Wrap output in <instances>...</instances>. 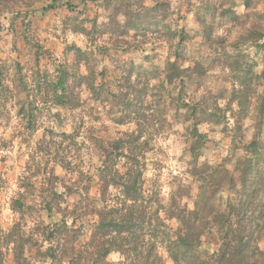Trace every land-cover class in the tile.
<instances>
[{
    "label": "rangeland",
    "instance_id": "obj_1",
    "mask_svg": "<svg viewBox=\"0 0 264 264\" xmlns=\"http://www.w3.org/2000/svg\"><path fill=\"white\" fill-rule=\"evenodd\" d=\"M251 1L0 0L4 264H16L20 254L19 264L50 263L44 252L56 243L42 227L60 215L43 207L65 184L76 245L89 239L97 217L85 203L99 195L97 169L108 156L121 171L119 153L140 158L145 196L172 238L178 222L171 200L185 209L197 201L203 212L205 196L213 193L215 206L231 196L230 184L217 183L223 176L240 187L244 146L254 139L264 145L257 47L264 0ZM58 79H65L62 103L55 99ZM199 119L207 139L194 158L191 131ZM119 138L128 142L115 148ZM201 242L209 251L218 247L213 229ZM258 246L264 252V232ZM158 253L173 264L164 244ZM107 259L122 257L112 251Z\"/></svg>",
    "mask_w": 264,
    "mask_h": 264
},
{
    "label": "trees",
    "instance_id": "obj_2",
    "mask_svg": "<svg viewBox=\"0 0 264 264\" xmlns=\"http://www.w3.org/2000/svg\"><path fill=\"white\" fill-rule=\"evenodd\" d=\"M243 2L246 7L252 4L251 0ZM257 47L263 50L264 64V42ZM76 50L82 52L79 48ZM261 75L264 77V68ZM56 84L62 93L56 91L55 99L62 103L65 79H58ZM260 111L263 114V105ZM199 121L193 122L191 131L194 158L198 154L196 150L207 139L198 131ZM127 142L119 138L113 144L118 148ZM244 150L245 155L237 161L240 187L227 174L217 182L231 186V196H227L220 206L214 205L213 193L205 196L203 212L199 211L197 201L193 208L185 209L178 201L171 200L170 214L178 222L174 238L169 237L167 225L152 199L145 196L140 158L119 153L125 160L121 171L114 165L112 157H106L97 169L99 195L94 204L85 203L89 214L97 217L89 239L76 245L79 234L69 221L72 210L66 203V196L72 194L71 187L65 184L62 192L50 193L55 203L47 202L43 207L48 214L60 215L56 221L42 227L46 238L56 243L45 250L44 256L50 259L49 264H165L158 253V246L164 244L173 264H264V252L258 246L259 235L264 232V145L254 139L244 146ZM204 195L200 194V197ZM20 207L22 204L18 205V211H21ZM210 229L214 230L218 241V247L213 251L203 248L201 242L202 235ZM10 231L8 236L13 233ZM112 251L118 252L122 259L109 261L107 256ZM19 258L22 254L16 256V264H19ZM0 264H4L1 251Z\"/></svg>",
    "mask_w": 264,
    "mask_h": 264
}]
</instances>
